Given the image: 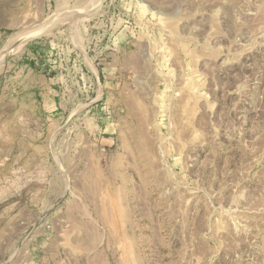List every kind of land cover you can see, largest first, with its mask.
<instances>
[{"label": "rangeland", "instance_id": "1", "mask_svg": "<svg viewBox=\"0 0 264 264\" xmlns=\"http://www.w3.org/2000/svg\"><path fill=\"white\" fill-rule=\"evenodd\" d=\"M0 264H264V0H0Z\"/></svg>", "mask_w": 264, "mask_h": 264}, {"label": "crops", "instance_id": "2", "mask_svg": "<svg viewBox=\"0 0 264 264\" xmlns=\"http://www.w3.org/2000/svg\"><path fill=\"white\" fill-rule=\"evenodd\" d=\"M36 76L38 77L39 80H42V77H43V76H41V75H39V74L36 75Z\"/></svg>", "mask_w": 264, "mask_h": 264}, {"label": "bare ground", "instance_id": "3", "mask_svg": "<svg viewBox=\"0 0 264 264\" xmlns=\"http://www.w3.org/2000/svg\"><path fill=\"white\" fill-rule=\"evenodd\" d=\"M22 39H24V37H22Z\"/></svg>", "mask_w": 264, "mask_h": 264}]
</instances>
